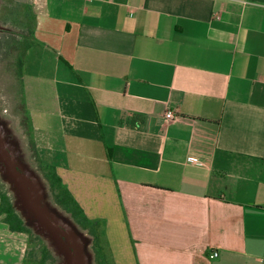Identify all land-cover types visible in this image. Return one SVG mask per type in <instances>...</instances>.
Masks as SVG:
<instances>
[{
  "label": "crops",
  "instance_id": "0c3cea01",
  "mask_svg": "<svg viewBox=\"0 0 264 264\" xmlns=\"http://www.w3.org/2000/svg\"><path fill=\"white\" fill-rule=\"evenodd\" d=\"M0 25L32 36L20 104L108 263L264 264V0H0ZM27 239L0 214V264Z\"/></svg>",
  "mask_w": 264,
  "mask_h": 264
},
{
  "label": "rangeland",
  "instance_id": "374dc122",
  "mask_svg": "<svg viewBox=\"0 0 264 264\" xmlns=\"http://www.w3.org/2000/svg\"><path fill=\"white\" fill-rule=\"evenodd\" d=\"M26 22L27 32L29 23L28 20ZM4 26L0 25V186L8 193L16 212L31 231L30 235L27 234L26 257L31 258L29 264H38L44 253L50 255L44 264H77V261L79 264H95L91 235L53 202L48 183L39 170L33 152V146L36 148L34 138L28 129L21 125L23 105L20 104L21 96L18 91L21 74L15 64V55L10 50L12 47H18L21 40H11V31ZM14 51L17 54L22 52L17 48ZM31 65L33 66L32 63ZM61 74L59 70V78ZM44 83L41 88L42 97L54 98L56 92H62L60 85H54L56 89L53 93L54 90L47 86L50 83ZM26 176L30 178V182ZM39 206L66 231L73 248L67 237L45 218ZM98 237L102 242L103 231L99 226Z\"/></svg>",
  "mask_w": 264,
  "mask_h": 264
},
{
  "label": "trees",
  "instance_id": "16d2710c",
  "mask_svg": "<svg viewBox=\"0 0 264 264\" xmlns=\"http://www.w3.org/2000/svg\"><path fill=\"white\" fill-rule=\"evenodd\" d=\"M33 39L32 36L26 39H21L18 51L22 50L21 54L15 55V64L18 66V72L21 74V67L24 57L25 50L31 45ZM21 112V125L28 129L29 134L32 136V124L24 106H22ZM34 145V144H33ZM33 152L37 160V165L41 171L43 177L48 183L49 190L52 195L53 202L60 207L63 211L69 214L70 218L82 229L92 237V250L94 254L95 264H109L107 257L103 251V248L99 242L98 237V223L89 220L85 215L82 207L76 201L74 196L71 194L68 187L63 183L61 177L58 175L56 168L48 163H44L36 148L33 146ZM0 214L3 215V221L8 225L11 231L25 232L30 235V229L25 225L20 215L16 212L13 203L6 191L0 186ZM50 258L49 253H44L39 259L38 264H44L46 259ZM26 262L30 261L31 258H26Z\"/></svg>",
  "mask_w": 264,
  "mask_h": 264
},
{
  "label": "built area",
  "instance_id": "2783aa9c",
  "mask_svg": "<svg viewBox=\"0 0 264 264\" xmlns=\"http://www.w3.org/2000/svg\"><path fill=\"white\" fill-rule=\"evenodd\" d=\"M164 116L167 118V119H173L175 117L173 111L171 110H167L164 114ZM188 162H191V163H194L196 165H204V162L203 160H201L200 158L198 157H195V156H189L188 159H187ZM218 256V252L216 251H213L209 257L210 258H216Z\"/></svg>",
  "mask_w": 264,
  "mask_h": 264
},
{
  "label": "water",
  "instance_id": "95a60500",
  "mask_svg": "<svg viewBox=\"0 0 264 264\" xmlns=\"http://www.w3.org/2000/svg\"><path fill=\"white\" fill-rule=\"evenodd\" d=\"M2 145V147L5 149V147L3 146V144H1ZM7 156H8V160H9V164L11 165V163H10V159H9V153H8V151H7ZM11 167H12V165H11ZM15 169V168H14ZM16 170V169H15ZM17 171V170H16ZM19 172V171H18ZM20 173V172H19ZM22 174V173H21ZM27 177V176H26ZM27 179L29 180V182H30V178L29 177H27ZM34 202L35 203H37L35 200H34ZM38 205V204H37ZM39 209H40V211L42 212V214L45 216V218L51 223V224H53L56 228H58L66 237H67V239L70 241V243H71V246H72V248H73V244H72V242H71V240L68 238V236H67V234H66V231L60 226V225H58L57 223H55L44 211H43V209H41L40 208V206H39ZM75 257H76V259H77V255H76V253H75ZM77 264H79V262L77 261Z\"/></svg>",
  "mask_w": 264,
  "mask_h": 264
}]
</instances>
